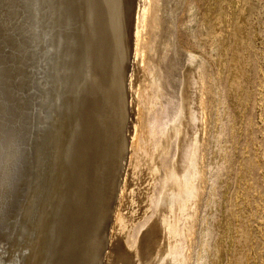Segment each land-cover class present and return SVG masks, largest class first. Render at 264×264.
<instances>
[{"label":"bare ground","instance_id":"bare-ground-1","mask_svg":"<svg viewBox=\"0 0 264 264\" xmlns=\"http://www.w3.org/2000/svg\"><path fill=\"white\" fill-rule=\"evenodd\" d=\"M1 1L2 0H0V2ZM20 1L21 0H19L18 3ZM59 1L61 2V0H58L56 3H58ZM67 1H71V0H67ZM101 1H100L99 6L95 7V9L97 8L96 12H95L96 13V19H98L97 22H99V24L100 23L103 24L102 21H104V17L102 18V11H103V9H104V11L106 10L105 8H103L104 6H103V3H101ZM104 1H106V0H104ZM3 2H4V0H3ZM3 2H2V5L4 4ZM31 2L33 3V1H30V4H31ZM62 2H65V0H63ZM72 2L75 3L76 0L72 1ZM97 2H98V0H97ZM127 2L129 3L130 7L134 8L133 6L130 5L129 0H127ZM127 2L125 3L126 6H127ZM135 2H136V0H135ZM16 3L10 4V8L12 5H13L12 7H16L17 5H20L18 3L16 5ZM38 3H39V0H38ZM42 3L45 4V2H43V1H42ZM73 3H72V6H74ZM78 3H79V1H77V4ZM139 3H140V1H139ZM41 4H39V6ZM77 4H75V5L77 6ZM2 5H0V6H2ZM7 5H9V4H7ZM14 5H16V6H14ZM24 5L26 6V4H24ZM55 5H57V4H55ZM61 5L62 4H59L60 8L64 7ZM96 5H98V4H96ZM68 6H70V4ZM126 6H124V7H126ZM129 6H128L129 9L125 8L127 10L123 11L125 13V17L127 19L126 22L129 26V27H127V28H129L128 35H130V37L128 36L130 38L129 39L130 41L128 43H130L131 39L133 38L132 39L133 43L132 44L130 43V44L133 45L132 47L134 50V55L136 57L138 56L137 59H139L140 61L139 60H137V61L141 62V65L138 66V69H136L137 70L136 72L138 74H137L136 78L134 77L135 80L132 79L134 81L132 83H135V86H134V84H132L133 85L132 87L134 89L131 91V92H133V94H130V95H133L131 97L133 98L135 105L137 107L136 108L133 107L136 109L135 110L136 112H134L136 114V117L133 121L135 124L133 126L134 128L132 130V133H130L133 135L131 136V139L129 140L130 142L127 141V137L125 140V141H127V144L129 143V149L127 151V154H129V159L128 158L127 159H128V165H130V168L128 170H130V171H128V172L129 173L131 172L130 175H137L138 172L140 171V168H141V167L139 168V166L141 164H146L148 171L150 173H152L151 179L154 178V181L150 183L152 185V188H151L149 194H147V201H146L149 209L144 212V215L142 217L138 218L135 221L130 219L131 216H128L126 219H124V216L126 214H124L122 212L123 209L121 208L122 204H120V202H121V200H123V198H125L123 196L125 195L124 190L126 189L125 188V186H126L125 181L126 180L123 178V180H125V181L119 182V179H117V181H118L117 182L115 178H116V175L118 173V170L122 171V169H123V166H122V169L120 167L118 169V166L120 165V163H119L120 155H121L120 150L124 147H125L124 149H126L127 144H125V142H124V144H125L124 145L123 142L121 141L120 137L122 135L119 136L118 129L117 128H114L113 130L111 129L112 135L109 137L110 138L109 140L107 139V141H109V143L107 145L105 143H103V144H105L104 146L109 145V150H108L109 151V158L107 159L104 157L105 159H107V162L105 165L106 168L104 167V164L102 162V160H104V159H102L103 151L101 153V150H103V149L102 148L99 149V146L97 144L96 145L94 143L92 144L89 140L91 138H89L88 134H90L92 132L93 128L91 126L92 130L90 133H88L90 130L88 132H86L87 131L86 130V122L87 121H85L86 119H85V116L83 115L84 113L82 112V109H81V102L80 101L82 99L80 98V95H79L81 90H82L81 86H83V85H81V83L84 80L82 78L83 76L81 77L82 81L80 80L79 74L83 71L85 73V71L87 69L86 70H80L81 72L79 71L80 73L78 72L79 74H77L79 77L75 74H72L71 71L74 70L75 67H79L78 63H80L79 59H81V58H78L77 56H75L76 57L75 60H77V58H78V60H77L78 63L76 61L77 65H76V63H74V65H76V66L74 68L71 66L72 67V70H71V68L69 67L71 64L69 65L68 63L73 61V60L69 59L70 58L69 56L72 53L71 52L72 50L70 51L69 56L66 53L67 47L70 46V43H71V41H69L70 43L68 42L69 37H68V40L61 41V42H67L69 44L67 46H66L67 43L66 44L65 43L64 44L59 43L56 40V42H58L57 44H61L60 48L58 47V45L54 41V38L56 39L59 35H62L59 32L60 31L59 28L63 27L64 30L61 28L63 31L70 30L71 23L67 24V21H66V24H65V22H64V24L66 26L68 25L69 29H68V27L64 28L65 25L62 26V24L59 23V25H61V27H60L57 25L58 24L57 23L56 25L59 27L58 28L59 29V31H58L59 35L57 34L58 35V36L56 35L57 37L54 35L53 41L51 38L52 36L50 34L49 35L51 37L50 36L49 37L51 40H47L48 35H46L45 31L42 30V27L44 28V26H42L41 28L38 26L40 28L41 41H40V39L37 40L35 38L36 36L32 38L31 37V36H33V35H31L32 33L29 35L32 39L30 37H29L30 40H28V41H26L25 39H22L20 36L21 35L20 32H24L25 30H23V31L21 30L19 32V30H20V28H19V30L17 31L19 34L16 31H13V32H16V34H15L16 38H13L15 40L13 42L11 41L12 44H10L9 46L7 45L9 47V49L7 50L8 55L6 54L7 57L3 58L1 56L2 58H0V71L2 74L5 75L4 79H0V264H19L21 261H23L22 264H72V263L73 264L74 263L75 264H90V259H91L90 258V255H91L90 251L92 252L94 250V252H96L95 250H97V252H100L101 248H107L108 250L106 251V253H102V252L100 253L99 264H188V262H189L188 258H189V256H191L189 253V249L191 247L189 246L187 248L188 251L186 253V256H184L185 254H183V257H180L179 253L182 252L183 242L187 241L185 239H188V240L193 239V235H194L193 233H194V228H195V225L193 223L195 220L193 221V218L196 215V212L198 211L197 208L199 207L198 203H199L200 195L202 193V189L204 188L203 185L205 184L204 183L203 167H204V152L206 151V148H207L206 146L208 144L206 134H207V127H208L207 123H208V119H209L208 115H207V111H208L207 107L209 106L207 104V96H208L209 91L212 89H210L209 85L207 84L208 77L206 80L205 75L208 73H206V69H204V66L202 64V60L200 59L201 61H199L198 58H197V60L195 58V61L193 60L194 62L189 60V62H188L189 64H188V66H186L187 70H186L185 74L182 72L185 75L184 82H183L184 93H182L183 95L181 96V99L178 102H175L176 104L172 109V104H174L173 103L174 99H173V96L171 97L172 94H170L167 90L169 88L168 86H169L170 75L168 74V72L166 73L165 70H163L162 64H160L157 60H155L156 58L154 57V55L157 53L158 49H160V46L161 47L163 46V49L165 50L164 54H166V49H168V47L170 46L168 40L165 41L164 44L158 43V41H157L158 40L157 39L158 33H160L159 31H161V29H160V22H161L160 21V12H161L160 0H142L141 5L139 4L140 7L139 6H138L139 8L136 7L137 11L135 13L136 15L135 14L133 15V16H135V18H133V20H132V13L131 12L134 13V11H132V8H130ZM18 7H20V6H18ZM27 7H31V6L27 5ZM65 7H67V5ZM7 8H9V7H7ZM21 8L18 11H20ZM37 8H38V6H37ZM40 8H41V6H40ZM54 8H55V6H54ZM64 8H62V9L64 10ZM69 8H71L72 10L75 8V10H76L77 7L74 6V8H72L70 6ZM108 8H110V7H108ZM15 9H18V8L16 7ZM35 9H36V7H35ZM35 9L33 6L32 11L33 10L35 11ZM42 9H44L43 6H42ZM49 9H50V7H49ZM0 10H1L0 12H3L4 8H2ZM9 10L11 11V9H9ZM36 10L38 11L39 9H36ZM52 10L53 9H51L50 11H52ZM60 10L61 9L57 10L58 13ZM65 10H69V9L67 8ZM89 10L91 11L92 7H91V9L89 8ZM114 10H116V9H114ZM134 10H135V8H134ZM5 11H7V9ZM24 11L21 13H24ZM45 11H47V10H45ZM45 11L43 10V12H41V13L44 14ZM53 11L51 12L52 13L51 17L54 19L53 13H55L56 11L55 12H53ZM69 11H68L69 14L67 13V11L65 12L66 16H70V13H72L71 11L70 12ZM117 11L118 10H116V12L115 11L114 12L117 14ZM114 12H113V14H115ZM123 12H121V13H123ZM26 13L27 12H25V14ZM46 13H49V12H46ZM51 13H49V14H51ZM61 13H62V11H61ZM73 13L77 14V12H73ZM18 14H19V12H18ZM30 14L32 15L33 13L31 12ZM36 14H37V12L34 15H36ZM63 14H64V12H63ZM89 14H91V13H89ZM1 15H2V13H1ZM15 15L16 14L14 13V16ZM57 15L58 14L56 13L55 16H57ZM75 15H71L70 19L74 18L73 20L75 21V18H76ZM27 16L28 15L26 14V17ZM60 16H61V14L59 13V17ZM113 16H115V15H113ZM123 16H124V14H123ZM31 17H33V16H31ZM46 17H45V19L49 20V17L48 18H46ZM59 17H55V19L57 20V19H59ZM62 17H64V16L62 15L60 17L61 21H63L65 18H69V17H65L63 19ZM116 17L117 16H115V18ZM35 18H36V16L33 19L35 20ZM0 19H2V22H4V23L10 22L12 20H16V19H13V17L10 16L9 13H8V15L4 14L3 18L0 17ZM19 19H20V17H19ZM27 19L29 20V18H27ZM118 19H117V24H118V21L121 22V20L120 19L118 20ZM28 20L25 19V21H28ZM30 20H32V19L30 18ZM36 20H37V18H36ZM43 20H44V18H43ZM113 20H114V18H113ZM20 21H21V19H20ZM20 21H18V22H20ZM22 21H23V18H22ZM78 21L79 20H77V22ZM131 21H134V25L131 24L132 26H134V31H133L134 34H132V32L130 31V23H133ZM32 22H33V20H32ZM39 22H41V21H39ZM56 22L57 21H53L52 23H56ZM94 22H96V21H94ZM23 23H26V22H23ZM50 23L47 22V25L49 26ZM10 24H13V23H10ZM15 24H17L16 21H15ZM42 24H43V22H42ZM99 24L96 25L97 31L101 30V29L97 28V26L100 28ZM50 25L52 26L53 24H50ZM125 25H126V23H125ZM4 26H5V24H4ZM54 26H52V30L54 29ZM19 27H20V25H19ZM27 27H29V26H27ZM38 27H37V30L39 29ZM119 27H120V25H119ZM123 27H124V25L120 28L122 30V32L124 29L126 30V28L122 29ZM7 28L9 29L10 27L7 26ZM48 28L45 27L46 30ZM71 28H74V27H71ZM49 29H51V28H49ZM49 29H48V31H49ZM29 30H30V32H32L31 29H29ZM37 30H36V32H38ZM55 30H57V27L55 28ZM62 30H61V32H62ZM71 30H73V29H71ZM76 30H77V28L74 31H76ZM70 31H67V32L70 33ZM78 31H80V30H78ZM2 32H0V33H2ZM26 32L27 31H25V33ZM67 32L66 33L62 32V33H63V35H65V34L67 35ZM80 32H82V31H80ZM80 32H78V33L76 32L77 34L76 33L75 34L76 35L82 34ZM122 32H121V35L122 34L125 35V33H124L125 31L123 33ZM4 33H5V31H4ZM7 33H9V32H7ZM7 33L4 34L5 36L4 35L3 36L6 37L8 35ZM53 33H54V31H53ZM56 33H57V31H56ZM9 34H11V33H9ZM33 34H34V31H33ZM70 34H72V32ZM22 35L24 36L25 34L23 33ZM76 35L74 38H76ZM98 35L99 34H97L96 36H98ZM100 35H101V33H100ZM132 35H133V37H132ZM1 36H2V34H1ZM71 36L72 35H70V39L72 38ZM61 37L59 36V38H58L59 41L62 39ZM80 37H77V39H75V44L77 43L76 41ZM128 37L126 36V38H128ZM0 39H2V38L0 37ZM81 39H83V38H81ZM117 39H119V38H117ZM6 40H8V39H5V41ZM95 40H98V39H95ZM123 40L125 41L124 38H123ZM2 41H4V40H2ZM112 41L114 42V40H112ZM119 41L120 40L115 41V42H119ZM124 41L123 42L121 41V42L124 43ZM127 41H128V39H127ZM73 42H74V40H73ZM83 42H85V41H83ZM109 42H110V40H109ZM78 43L80 44L81 42H78ZM71 44L73 45V43H71ZM110 44H112V42ZM117 44H120V43H117ZM124 44H126V42ZM130 44H129V46H130ZM64 45H65V47H63ZM112 45H115V43ZM112 45H110V46H112ZM120 45L123 46V44H120ZM75 46L78 47V45H75ZM61 47H63L62 48L63 51L60 53V55L63 52H64L63 55H65V53H66V55L64 56V57H66V59H64L63 61H61V58L59 59L60 55L58 54L61 51V50L59 51V49H61ZM70 47H68V51L73 46L71 48ZM82 47H83V45H82ZM79 48L80 47L76 48V50L77 49L79 50ZM131 48H129V49H131ZM126 49L124 48L123 50L126 51ZM2 50H4V49H2ZM78 50H77V53H78ZM118 50L119 51L121 50V48L119 49V46H118ZM94 51H95V49H94ZM125 51H123V52H125ZM99 52H98V55L100 54ZM101 52H102V50H101ZM129 52L126 51L125 53L129 54ZM132 52H131V55H132ZM2 53L4 54L5 52L2 51L1 54ZM75 53H74V55L77 54V53L76 54ZM81 53L83 54V52H81ZM81 53H80V55L82 56ZM105 53H107V52L105 51ZM105 53H103V54H105ZM108 53L115 54L114 49L112 52H108ZM108 53L106 55H109ZM95 54L97 55V53H95ZM120 54L121 53L119 52V55ZM164 54L160 58H164V56H165ZM74 55L71 56V58L73 57V59H74ZM77 55H79V53ZM159 55H160V53H159ZM67 56H68L69 62L67 61ZM85 56L88 57L87 55H85ZM93 56L91 54V57H93ZM115 56L116 55H114V57ZM127 56H125V58ZM82 57H84V56H82ZM123 57H122V60L125 59ZM89 58H90V56H89ZM115 58L118 59V57H115ZM131 59H133V58H131ZM131 59H130V62H132ZM65 60L67 61V63ZM87 60L88 59H86V62H88ZM91 60L92 59H90L89 61H91ZM93 60H94L93 61V64H94V63H96L95 60L97 61V58L95 57V59H93ZM122 60H120V61H122ZM128 60H129V58H128ZM161 60L163 61V59H161ZM107 61L109 62L110 60H107ZM115 61H118V60L115 59ZM120 61H118V62H120ZM108 62H104V63H108ZM133 63L134 62H132V64ZM137 63L138 62H136L134 64L136 65ZM163 63H165V62H163ZM72 64H73V62H72ZM81 64H82V62H81ZM90 64L92 65V68H94L93 64L92 63H90ZM100 64L103 65V63H100ZM110 64H106V65H110ZM84 65L86 66V63ZM91 65H90V67H91ZM112 65H113V63H112ZM120 65H118V67ZM123 65L125 66L126 64H123ZM88 66L89 65H87V67ZM114 66L115 65H113V68L116 67V66L115 67ZM124 66H123V68H124ZM127 66H129V65H127ZM104 67H105V65H104ZM130 67L131 66H129V69H130ZM134 67L137 68L136 66H134ZM75 69H76V71H78L77 68H75ZM78 69H80V67ZM83 69H84V67H83ZM96 69H97V66H96ZM119 69H118V71L113 69V72L114 71L119 72ZM121 69H120V72L123 71ZM91 70L93 72V69H91ZM95 70L93 73L96 72ZM106 70H107V68H106ZM76 71L73 73H76ZM183 71H185V70H183ZM87 72H89V71L87 70ZM87 72H86V75L88 74ZM119 73H118V75L121 74V73L120 74ZM124 74H125V72H124ZM91 75H92V73H91ZM118 75H117V77H119ZM93 77L96 78L97 76L94 75ZM100 77H98V78L100 79ZM109 77H110V75H109ZM109 77H108V80H109ZM84 78L87 79V77H84ZM90 79L93 80L94 78H92V76H90ZM116 80H117V78H116ZM89 81L91 82V80H89ZM89 81L87 80L88 83H90ZM126 83H128V82H126ZM208 83H210V81ZM91 85L93 86V82H91ZM96 85L98 86V84H96ZM110 85L112 86V89L115 92L116 88H118L117 84L114 81H112V84H110ZM118 86H120V85L118 84ZM100 87H101V84L99 86V89H101ZM107 87H108V85H107ZM83 88H85V87H83ZM95 88H96V86L94 87V89ZM103 88H104V86H103ZM129 89H130V87H129ZM126 90H128V89H126ZM173 90H174V88H173ZM97 91H100V90L96 89V92ZM83 92H85V91H83ZM87 92H86V94H87ZM100 92H98V93H100ZM104 92H106V90ZM121 92H122V90H121ZM124 92H125V90H124ZM193 93H195L194 94L195 99H193V100H196V102H197V105H195V106H193L191 101H190L191 94L193 96ZM88 94L85 95L86 98L88 97ZM118 94L121 95V93H119V92H118ZM118 94H117V96H118ZM93 95L94 94H91V96H93ZM123 95H124V93L122 94V96ZM130 95H129V97H130ZM38 97H40V99H38ZM90 97H89L90 102L88 101L89 103H91ZM83 98H85V97L83 96ZM99 98H100V96H99ZM120 98H118V100ZM210 98H211V96H210ZM98 99H97V102L99 101ZM104 99H106V98H104ZM38 100H41V102L45 106L47 105V110H48L49 115L47 114L45 116L44 113L42 115H39V113H41V111H39V108L35 104V102ZM93 100H94V98L92 99V102H93ZM122 101H123V99H122ZM117 102H121V99H120V101H117ZM95 104H96V102H95ZM121 104H122V102H121ZM88 105H91V104H88ZM101 105H103V104H101ZM35 106H36V115H34V107ZM91 106L93 107V105H91ZM96 106H97V104H96ZM98 106H100V105H98ZM118 107H116V109ZM127 108H128V106H127ZM116 109H114V110H116ZM119 109L117 111H119ZM3 111L5 112L4 116L1 115V112H3ZM58 111L60 112L59 115L61 117L59 116L60 118L58 119L57 125L59 126V129H57V131L55 133V137H57V141H56L57 145L61 143V139H62V145H61V148L59 146L56 149V150H58L59 154H58V156H56L55 163L54 164H52L51 162L48 163V165H50L51 168H52L51 165H54L53 169L50 170V173H48V172L46 173V177H47L48 182H49V181H51V178H52L51 172L55 168L54 176H55V180H56V182H55L56 190L52 191V193L49 194V200H48L47 204L45 205V203H44V213H43L44 214V220H43V226L41 229L42 234H41V238L39 241L38 248H37L36 252L34 253L35 259L32 260L33 252L35 250V244H33V242H32V244L30 242L31 246L29 249L26 247H23L21 245H18L17 247H14V249L9 253L8 248H7L9 243L6 241L3 242L2 238L5 235H7L8 233H10L11 227L13 225L12 223H14V225L15 224L20 225L19 216L17 217L16 213L19 210V208H21L20 206H23V204H25V201L29 197L33 183H35V181L39 177V174H40L39 167H40V164L42 162L41 159H42L43 148L48 146V144H47V142L43 136H45L47 134L50 119L53 118L55 116L54 114ZM85 112H86V110H85ZM101 112H103V111H101ZM88 113L91 114L90 117L93 114L90 112H88ZM122 113H124V112L122 111ZM132 113L133 112H131V114ZM131 114H129V115H131ZM116 116H117V114H116ZM63 117L65 118V121H64ZM106 118H108V117H105V119ZM121 118H123V117H121ZM90 119H93V117ZM102 120L103 119H101V121ZM111 120H112V118H111ZM118 120H120V119H118ZM88 121H90V120H88ZM127 122L131 123L130 120ZM66 123H67V125H66ZM94 123L96 124V122H94ZM130 123L127 125H130ZM88 126H90V125H88ZM96 126H97V124H96ZM96 126H95V128H96ZM97 128L99 130V127H97ZM104 130H105V128H104ZM119 131H120V129H119ZM95 132H97V131H95ZM106 132H108V130L105 131V134H106ZM92 134L94 135L93 132H92ZM102 135H103L102 138H105L104 134H102ZM95 137L97 138V136H95ZM98 137H99V134H98ZM100 137H101V134H100ZM100 137H99V139H101ZM91 140H93V139H91ZM102 140H106V139H102ZM95 141H96V139H95ZM98 142H99V140L97 139L96 143H98ZM104 152H106V151L104 150ZM33 153H34V155H33ZM51 155H50V158H52ZM121 165H123V164H121ZM101 167L104 168V171L106 170V173H105L106 176L104 175V178L101 177V178H103L102 179L103 180V186H102V180H101V187H102V189L104 188L105 192L103 193V190L100 189L101 190L100 194H103V197H101L102 195L99 194V197H101L102 200H100V198H98L100 201H102L103 204H100L101 206L99 205V207H97V212L95 211L96 210L95 209L93 214L95 212L96 213L102 212L103 211L102 207H104L105 210H107V207H106L107 196H108L109 192L111 191L112 206H109L110 210L108 209V211L110 212V218H109L108 222L111 221V224H109L110 228H113L114 231H115V229H117L118 231L116 230L117 232L113 231L112 233L109 232V234L106 235L104 242L101 245L100 244H99V246H98V244H96V246L94 245L92 250H90L88 248V250H90V251L88 252V256H86L85 253L82 251L83 249L86 248V246H85V248H83L82 246H84V245H81V244H79L80 245L79 248L77 249L76 253H74V251H73V250H75L74 249L75 245H73L74 240L78 241L77 239H74V238L77 237V236H75L76 233L79 232L78 234H80L82 231H84V230H81L82 229L81 225L86 223L88 216H90L92 214V212L90 213V215L86 214V216H84V218H83V220L84 219H86V220L84 223L81 224L80 219H82L81 216L84 214V213H82L83 211L81 208L83 205V198H85V195L88 194V193H86L87 190L85 188H86V186H88L90 184H92L95 188L96 182H98L97 180H98L99 171L101 172ZM146 167H144V168H146ZM141 169L143 170V168H141ZM145 174H146V172H145ZM86 175L89 176L88 178L91 181V183L89 182L90 184H88V185L86 184V178H87ZM119 178H120V176H119ZM111 179L113 180V182ZM150 181H152V180H150ZM119 183H122V184H119ZM90 192H92V191H90ZM94 192H95V190H94ZM130 193H132V192H130ZM94 197H95V195H94ZM96 197H98V195ZM88 198H89V201H90V199H92L91 197H88ZM126 198H129V197L126 196ZM130 198H131V196H130ZM135 198H137V197H135ZM84 200H86V198ZM96 200H97V198H96ZM124 200H126V199H124ZM97 201H96V203H97ZM92 202H94V201H92ZM84 204H86V203L84 202ZM83 206H85V205H83ZM86 206H88V205H86ZM93 206L94 205H92V207ZM96 206H98V203ZM96 206H94V207H96ZM88 207H86V208L88 209ZM124 208H127V207L125 206ZM88 210H90V209H88ZM88 210L85 213H89ZM92 210H93V208H92ZM152 214H155V216L153 215L154 218L150 220V218L152 217L151 216ZM189 214H191V216H189ZM95 215H97V214H95ZM101 215H103V212ZM101 215H100V218L103 217V216L101 217ZM91 216H93V215H91ZM85 217H87V218H85ZM195 217H197V216H195ZM92 218H94V217H92ZM95 218H96V216H95ZM98 218H99V215H98ZM184 219H185V221L187 220V222H186V223H188L187 225L182 224V220H184ZM190 219H192V220H190ZM88 220H90V219H88ZM128 220H130V221L127 222ZM93 221L95 222V219ZM88 222L90 223V221H88ZM89 223H88V225H89ZM93 223H92V226H93ZM97 223L98 222H96L94 224H97ZM97 225H94V226H97ZM89 226H91V224ZM185 226H187V228H185ZM85 228H87V227H85ZM90 229H91V227H90ZM102 231H103V229H102ZM20 232L21 233L24 232V226L21 228ZM185 232H186V234H185ZM84 233L87 234L86 232H84ZM97 233H98V231H97ZM85 234H84V238H83L84 240L83 241H85V239H86ZM89 234H91V233H89ZM89 234H88V236H89ZM96 235H98V234H96ZM17 238L19 239L20 236L18 235ZM87 244L88 243H85V245H87ZM26 251L30 252V256L23 260L22 256H23V253H25ZM87 251H86V253H87ZM7 253H9L8 256H7ZM95 255H96V253H95ZM92 257H93V255H92ZM175 261H177V262H175ZM96 263H98V262H96Z\"/></svg>","mask_w":264,"mask_h":264},{"label":"rangeland","instance_id":"rangeland-1","mask_svg":"<svg viewBox=\"0 0 264 264\" xmlns=\"http://www.w3.org/2000/svg\"><path fill=\"white\" fill-rule=\"evenodd\" d=\"M5 1L6 0H4V2H3V0H2L0 2V5H2V2L4 3L2 5L3 7L0 6V9L4 8L3 12H0V17L3 18L4 14L8 15V13H9L10 16L13 17V19H16L17 17L18 18L16 20H12V21L7 22V23L2 22V19H0V21H1L0 23L2 24V25L0 24V30H1L0 32L3 31L2 33H0V37L2 38V39H0V58H2V57L6 58L7 57L6 54L8 55V53H7L8 52L7 50L9 49L8 46L10 44H12V42L15 40L13 38H16L15 34L19 30V28H20L19 32L21 30L27 31L26 33H25V31L20 32L21 38L25 39L26 41L30 40L31 37L33 38L35 36H36L35 38L37 40L40 39V41H41L40 28L42 26H44V28L42 27V30L45 31L46 35H48L47 40H51L50 37L52 36L51 38L53 41L54 35L56 36L60 32L62 35H59V34L58 35L60 37L62 36L61 37L62 39L60 38L61 40L59 41L58 40L59 36L57 35L58 37L56 36L57 38L56 39L54 38L55 42L57 40L59 43H63V44L65 43L66 44L67 42H61V41H64V40L66 41V40H68V37H69L68 42L71 41V43H73V45H72L69 42L70 46L71 47L73 46V47L71 48L70 46H68L71 49L68 51V47H67V50H66V53L68 56L70 54V51L72 50L71 51L72 55L70 54L69 59L73 60V61L69 62L68 56H67V61L69 62L68 63L69 65L71 64L69 67L72 70V67L74 68L77 65L78 58H81V59H79L80 63H78L80 69H78L79 67H75V68H77L78 71H76V69L74 68L76 73H73L75 71L72 70L71 71L72 74L77 75L81 72L80 70H86L87 69L89 71V72H87V70H86L85 73L83 71L79 74L80 80L82 81V79H81L82 76H83L82 78L84 79L81 83V85H83V86H81L82 90L79 94L80 98L82 99L80 101L81 102V109H82V112L84 113L83 115L85 116V119H86L85 121H87L86 122V130H87L86 132H88L90 130L88 132V133H90L92 128H93L92 132L94 133V135L92 134V132L90 134L87 133L89 135V138L93 139V140L89 139L90 142L92 144L94 143L95 145L97 144L99 146V149H101V148L103 149V150H101V153L103 151L102 159H104V160H102V162H103L104 167H105L107 159L109 158V151H108L109 145L108 146H104V145L105 144L107 145L109 143V141H107V139L108 140L110 139L109 137L112 135L111 131L114 128H117L119 136L122 135L120 137L121 141L123 142V144H124V142H125V144H127V141L130 142L129 140L131 139V136L133 135L130 133H132V130L134 128L133 126L135 124L133 121L136 117V114L134 112H136L135 108L137 106L135 105V102H134L133 98L131 97L133 95H130V94H133V92H131L134 89L132 87L133 86L132 84H134V86H135V83H132V82H134L132 79L135 80V78L138 74L136 72L137 71L136 69H138V66L141 65V62H139L140 60L137 59L138 56L136 57L134 55V50L132 47L133 45H131L133 43V41H132L133 38L131 39V42H130L131 44L128 43L130 41L129 40L130 35H128L129 28H127V27H129V26L126 22L127 19L125 17V13L123 11H126L127 9H129L128 8L129 3L127 2V0H108V1L106 0L108 3L104 0H102V1L100 0L101 3H103V6H104L103 8H105L106 10L104 11V9H103L104 12L102 11V18L104 17V21H102L103 24H101V23L99 24V22H97L98 19H96V13H95L96 9H97V8L95 9V7H98L100 4L99 0H98V2H97V0H95V1L94 0L93 1L92 0H76L75 3L72 2L75 0H71V1L65 0V2H62L63 0H61L62 3L59 1L58 3L62 4L61 6L65 7L67 5V7H65V8L59 7V4L56 3L58 0H55V1L54 0L53 1L52 0H39V3H38V0H30V1H33V3L31 2V4H30L29 0H26V1L24 0L25 2L23 0H21L22 2L20 1L19 3H18L19 0H12V1L7 0L8 2L7 1L5 2ZM42 1L45 2V4L42 3ZM77 1H79L78 4H77ZM129 1H130V5L135 8V10H134V8L129 6L130 8H132V11H134V13L131 12L132 13V20H133V18H135V16H133V15L136 13L137 8L140 7L139 4L141 5L142 0H136V2H135V0H129ZM139 1H140V3H139ZM12 2L14 4L16 2L18 4H20V5H17V3H16L17 6L14 5L18 9H15L16 7H12L13 5L10 8V4H13ZM126 2H127V6L125 5ZM72 3L74 4L75 7H77L76 10H75L74 6H72ZM160 3H161V12H160V21H161L160 22V29H161V31H159L160 33H158V37H157L158 40L157 41H158V43L164 44V42L168 40L170 46L168 47V49H166V54H164L165 50L163 49V46L162 47L160 46V49H158L157 53L154 55V57L156 59L155 58L154 59L157 60L160 64H162L163 70H165L166 73L168 72V74L170 75L169 86H168L169 88L167 90L170 94H172L171 97L173 96V99H174V101H173L174 104H172V109L176 104L175 102H178L181 99V96L183 95L182 93H184V91H183V82H184V77H185L184 74L187 70L186 66H188L189 60L192 62L195 61V58H196V60L198 58L199 61L202 60V64L204 66V69H206V73H208L205 75L206 80L208 77L207 84L209 85L210 89H212L209 91L208 96H207V104L209 106L207 107L208 111L207 110L206 111H207V115H208L209 119H208V123H207L208 127H207V134H206L208 144L206 146L207 147L206 151L204 152V167H203L204 183L205 184L203 185L204 188L202 189V193L200 195L201 200L199 199V203H198L199 207L197 208L198 211L196 212V215H195L197 217L194 216L195 219L193 218V221L195 220L193 222L195 225L194 233H193L194 234L193 235L194 240L193 239H191V240L185 239L187 241L183 242L182 252L179 253V256L183 257V254H185L184 256H186V253L188 251L187 248L190 246L191 248L189 249V253L191 256H189V258H188L189 259L188 264H199V263L200 264H264V0H160ZM7 4H9V5H7ZM24 4H26V6ZM39 4H41L40 5L41 8H40ZM55 4H57V5H55ZM69 4L72 8H74L73 10L71 8H69L70 7V6H68ZM75 4H77V6ZM96 4H98V5H96ZM27 5L31 6V7H27ZM32 5L34 6V9L36 7V9L40 10V11L39 10L37 11L36 9H35V11L33 10L35 13L37 12L38 15L37 14L34 15L35 13L32 11V9H33ZM18 6H20V7H18ZM37 6H38V8H37ZM42 6L44 7V9H42ZM54 6H55V8H54ZM124 6H126V7H124ZM7 7H9V8H7ZM49 7H50V9H49ZM91 7H92V10L90 11L89 8L91 9ZM108 7H110V8H108ZM20 8H21V10L18 11ZM62 8H64V10ZM67 8L69 10L71 9L70 11L72 13H70V16L65 15L66 14L65 12L67 11V13H68V11H69V10H65ZM125 8H127V9H125ZM6 9H7V11H5ZM9 9H11V11ZM51 9L54 10V11L52 10L53 12L56 11L55 13H53L54 19H55V17H59V13L61 14V16L62 15L64 16V17H62L63 19L65 17H69V18H65L66 20L62 19L63 21H61V18H60L61 16H60L59 17L60 20L59 19L54 20L51 17L52 16V13H51L52 11H50ZM56 9L57 10L61 9V10L58 13V11ZM107 9L108 10L110 9L109 10L110 12ZM114 9L118 10L117 14L115 13L116 10H114ZM43 10L44 11L47 10V11H45V13L49 12L51 14L41 13V12H43ZM23 11H24V13H21ZM28 11L30 13L32 12L33 14L31 15ZM61 11H62V13H61ZM13 12L16 14L15 16H14ZM18 12H19V14H18ZM25 12H27L26 13L28 15L27 17H26ZM63 12H64V14H63ZM73 12H77V14L75 13L76 14L75 15ZM113 12L115 14H113ZM121 12H123V13H121ZM1 13H2V15H1ZM56 13L58 14L57 16H55ZM89 13H91V14H89ZM106 14L107 15L109 14V15L107 16ZM123 14H124V16H123ZM71 15H75V17H76L75 21L73 20L74 18L70 19ZM113 15H115L117 17L115 18V16H113ZM31 16H33V17H31ZM35 16H36L38 21L36 20V18H35V20L33 19ZM19 17H20L21 21L23 18L22 22L20 21ZM45 17L46 18L49 17V20L48 19L46 20ZM27 18H29V20L31 18L33 20V22H32V20L29 21ZM43 18H44V20H43ZM113 18H114V20H113ZM118 18L121 20V22L118 21V24H117ZM25 19L28 20L29 22L25 21ZM17 20L20 22H18ZM77 20H79L80 22L79 21L77 22ZM93 20L96 22H94ZM15 21L18 25L15 24ZM39 21H41V22H39ZM53 21H57V22L52 23ZM66 21H67V24L71 23V26L69 25L70 30L71 29H73V30H71V31L67 30V31H70V33L72 32V34L68 33L67 31H63L64 30L63 27H61V25H59V23L62 24V26L65 25ZM23 22H26L27 24L23 23ZM42 22H43V24H42ZM47 22L50 24H53L52 26L55 25L53 30H52V26L50 24H49V26L47 25ZM64 22H65V24H64ZM131 22H133V23H130V31L132 32V34H134L133 33L134 26L131 25V24L134 25V21H131ZM10 23H13V24H10ZM121 23L124 25V27L122 29L126 28V30L125 29L123 30V32L125 31L124 32L125 35L124 34L121 35L122 30L120 28L123 26ZM125 23H126V25H125ZM4 24H5V26H4ZM56 24L58 26H60L63 30L61 28H59ZM98 24H99L100 28L98 26H97V28L101 29L100 31L98 30L99 32L96 29V25H98ZM6 25L10 28L8 29ZM19 25H20V27H19ZM119 25H120V27H119ZM27 26H29V27H27ZM36 26L37 27L39 26L40 28L38 27L39 29L37 30ZM47 26L51 29H49ZM45 27L48 28L49 31H48V29L46 30ZM56 27H57V30H55ZM65 27L67 28L68 25L67 26L65 25L64 28ZM71 27H74V28H71ZM34 28L38 32H36V30ZM58 28L60 29V31ZM76 28H77V30L74 31ZM29 29H31L32 32H30ZM68 29H69V27H68ZM61 30L64 33L67 32V35L66 34L63 35ZM78 30H80L82 32H80ZM4 31H5V33L9 32L12 35L7 33L8 35L6 37H4L5 36ZM13 31H16V32H13ZM33 31H34V34H33ZM53 31L55 34L53 33ZM56 31H57V33H56ZM76 32L77 33L80 32L82 34L76 35L77 34ZM23 33L26 36L25 35L23 36L22 35ZM100 33H101V35H100ZM1 34H2V36H1ZM30 34L33 36L30 37L29 36ZM69 34L72 35L71 39H70ZM97 34H99V35L96 36ZM75 35H76V38H74ZM126 36L127 37L129 36V37L126 38ZM77 37H80V38L76 41L77 43L75 44V39H77ZM132 37H133V35H132ZM81 38H83V39H81ZM117 38H119V39H117ZM123 38L125 39V41L123 40ZM5 39H8V40L5 41ZM72 39L74 40V42ZM95 39H98V40H95ZM127 39H128V41H127ZM2 40H4V41H2ZM109 40H110V42H109ZM112 40H114V42ZM118 40H120V41L115 42ZM83 41H85V42H83ZM121 41L122 42L124 41V43L126 42V44L122 43ZM58 42H56V44ZM78 42H81V43L83 42V43L79 44ZM111 42H112V44L115 43V45L110 44ZM117 43L123 44V46H121L120 44H117ZM129 44L132 48L129 46ZM57 45L60 48L61 44H57ZM67 45H69V44L67 43L66 46ZM75 45H78V47H80L79 50L77 49L78 53L80 55V53L83 52V54L82 53L81 54L84 57H82L81 55L80 56L77 55L78 53H77L76 48H78V47ZM82 45H83V47H82ZM110 45H112V46H110ZM118 46H119V49L121 48L120 51L118 50ZM63 47H65V45ZM63 47H61V49H59V51L61 50L58 53L59 55L63 51L62 50ZM123 47L125 49L127 48L126 49L127 52L130 51L129 54L125 53L126 51L123 50L124 49ZM129 48H131L132 50ZM2 49H4V50H2ZM94 49H95V51H94ZM113 49H114L115 54L108 53V52H112ZM101 50H102V52H101ZM2 51H4L5 53L1 54ZM105 51L109 55H106L107 53H105ZM118 51L121 53L120 54L121 56L119 55ZM123 51H125V52H123ZM98 52L100 53L99 55H98ZM131 52H132V55H131ZM66 53H65V55H66ZM74 53L76 55H74ZM95 53H97V55ZM103 53H105V54H103ZM159 53H160V55H159ZM63 54H64V52L61 54L63 57L61 55L59 57V59L61 58V61L66 59V57H64L65 55H63ZM91 54H92V56L93 55L94 56L91 57ZM163 54L165 55L164 58H160V57H162ZM73 55H74V59H73V57L71 58V56H73ZM85 55H87L88 57H86ZM114 55H116L115 57H118V59L115 58ZM75 56L78 57L77 60H75L76 59ZM89 56H90V58H89ZM125 56H127L129 58V60L127 57L125 58ZM95 57L97 58V61L95 60L96 63L98 62L97 64L96 63L93 64V61H94L93 59H95ZM122 57L125 58V59H123L124 61L122 60ZM131 58H133V59H131ZM86 59H88L87 61L89 63L86 62ZM90 59H92V60L89 61ZM115 59L118 61H120V60H122V61L118 62V61H115ZM130 59L132 62H134V63L138 62V63L136 65L134 63L132 64V62H130ZM161 59H163V61ZM107 60H110V61L108 62ZM137 60H139V61H137ZM67 61H66V63H67ZM76 61H77V63H76ZM72 62H73V64H72ZM81 62H82V64H81ZM104 62H108V63H104ZM163 62H165V63H163ZM74 63H76V65H74ZM85 63H86V66L84 65ZM90 63L93 64L94 68H92V65ZM100 63H103V65H101ZM112 63L115 66L117 64L118 65L121 64V65L119 67H118V65L116 67L114 66L115 68H113ZM122 63L126 64V65L124 66ZM106 64H110V65H106ZM87 65H89V66L87 67ZM90 65H91V67H90ZM104 65H105V67H104ZM127 65L131 66L130 69H129V66H127ZM133 65L136 66L137 68H135ZM96 66H97V69H96ZM123 66H124V68H123ZM83 67H84V69H83ZM106 68L108 71L106 70ZM117 68L118 69L122 68L121 70H123V71H121V72L119 69V72L121 74L119 72H117L118 71ZM91 69H93V72L96 69L95 70L96 72L93 73ZM113 69H115L117 71L113 72ZM183 70H185V71H183ZM86 72L88 73L87 75H86ZM124 72H125V74H124ZM91 73H92V75H91ZM118 73L120 75H118ZM94 75L97 77L96 78L93 77ZM109 75H110V77H109ZM117 75L119 77H117ZM90 76H92V78H94V79L93 80L90 79ZM4 77H5V75L2 74L0 71V79H4ZM84 77H87V79ZM98 77H100V79ZM108 77H109V80H108ZM116 78H117V80H116ZM126 78L128 80L129 79L130 80L128 81ZM87 80L88 81L91 80V82H93V86L94 87L96 86V88L94 89V87L91 85V82L89 81L90 83H88ZM112 81H114L118 87V88H116L115 92L112 89V86L110 85V84H112ZM209 81H210V83H208ZM126 82H128L129 84ZM96 84H98V86ZM100 84H101V87H100L101 89H99ZM118 84L121 87L118 86ZM107 85H108V87H107ZM103 86H104V88H103ZM83 87H85L86 89ZM129 87L131 90L129 89ZM173 88H174V90H173ZM96 89L100 90L101 92L100 91L96 92ZM126 89H128V90H126ZM103 90L104 91L106 90V92H104ZM121 90H122V92H121ZM124 90H125V92H124ZM83 91H85V92H83ZM86 92H87V94L90 92L89 93L90 95L88 94L87 98L85 96V95H87ZM98 92H100V93H98ZM118 92L121 93V95L118 94ZM123 93H124V95L122 96ZM91 94H94V95L91 96ZM117 94L119 97L117 96ZM128 94L130 95V97ZM194 94L195 93H193V96L191 94V99L189 98L193 106L197 105L196 100H193V99H195ZM83 96L85 98H83ZM99 96H100V98H99ZM210 96H211V98H210ZM89 97L91 99V103H89L90 102ZM92 97L94 98L93 102H92V99H93ZM104 98H106V99H104ZM118 98L121 99L122 104H121V102H117V101H120V99L118 100ZM97 99L99 100L98 102H97ZM122 99L124 102L122 101ZM95 102H96L97 106H96ZM88 104L93 105V107L91 105H88ZM101 104H103V105H101ZM98 105H100V106H98ZM127 106H128V108H127ZM116 107H118V108L116 109ZM133 107H135V108H133ZM114 109H116V110H114ZM118 109H119V111H117ZM128 109L129 110L131 109V110L129 111ZM85 110H86V112H85ZM101 111H103V112H101ZM122 111L124 113H122ZM88 112L93 113L91 117H90L91 114H89ZM131 112H133V113L131 114ZM116 114H117V116H116ZM129 114H131L132 116ZM1 115L4 116L5 112L4 111L1 112ZM92 117H93V119H90ZM105 117H108V118L105 119ZM121 117H123V118H121ZM111 118H112V120H111ZM101 119H103V120L101 121ZM118 119H120V120H118ZM88 120H90V121H88ZM129 120L131 121V123L127 122ZM94 122H96L97 126ZM129 123H130V125H127ZM88 125H90V126H88ZM91 126H92V128H91ZM95 126H96V128H95ZM97 127H99V130ZM104 128H105V130H104ZM119 129H120V131H119ZM94 130L97 132H95ZM107 130H108V132H106V134H105V131H107ZM98 134H99V137L101 134V137H100L101 139H99ZM102 134H104L105 138H102L103 137ZM95 136H97V138ZM126 137H127V141H125ZM95 139H96V141H95ZM97 139L99 140L100 143L99 142L96 143ZM102 139H106V140H102ZM103 143H105V144H103ZM124 148H122L120 150L121 151L120 152V154H121L120 160H119L120 165L118 166V169H119V167L122 169V166H123V169H122V171L120 170L121 172L118 170V173H117L115 179H116V181H117V179H119V182H122V181L124 182L126 180L125 181L126 182V186H125L126 189L124 188L125 189L124 190L125 195L123 196L125 198H123V200H121L120 204H122L121 205V208L123 209L122 212L124 214H126L124 216V219H126L128 216H131L130 219L135 221L138 218L142 217L144 215V212L149 209L147 202H146L147 201V194H149V192L152 188V185L150 183L154 181V178L151 179L152 173H150L148 171L146 164H141L139 166V168L141 167V168H143V170L140 168L141 172L139 171L137 175H130L131 172L130 173L128 172V171H130V170H128L130 168V165H128L129 154H127V151L129 149V143L126 145V149H124ZM104 150L106 152H104ZM104 157L107 159H105ZM121 164H123V165H121ZM144 167H146V168H144ZM101 172L99 171L98 180H97L98 182H96L95 188L92 184H90L91 181L88 178L89 176L86 175L88 178V179L86 178V184L87 185L90 184V185L86 186L85 189L87 190L86 193H88L89 195L88 194H87L88 196L85 195L86 200H84L85 198H83V205H85V206L82 205L81 208H82L83 212L82 211L81 212L84 213L85 215L83 214L81 216L82 217V219H80L81 224L85 222L86 219L83 220V218H84V216H86V214L90 215V213L92 212L91 215H93V216L90 215L91 216L90 217L87 215L88 218L85 217V218H87V220H86L87 222L81 225V227H82L81 230H84V231H82L83 233L81 232L82 234L81 233L78 234L79 232L76 233V235L74 234L75 236H77L74 239L78 240V241L74 240V244H73V245H75L74 246L75 250H73L74 253H76L77 249L80 246L79 244H81V245H84V246H82L83 248H85V246H86V248L83 249L82 251L85 253L86 256H88V252L90 250H92L94 245L95 246H96V244H98V246H99V244L101 245L104 242L106 235L109 234V232L112 233L114 231L113 228L109 227L110 226L109 224H111V221L108 222L109 218H110V212L108 211V209L110 210L109 206H112L111 191L109 192V194L107 196V201H106L107 202V204H106L107 210H105V208L102 207L103 215H101L102 212L96 213L97 207H99L100 204H103L102 201H100V200H102L101 197H103V194H100V191H101L100 189H102L101 180L104 178L106 170L104 171V168L101 167ZM145 172H146V174H145ZM119 176H120V178H119ZM101 177H103V178H101ZM123 178L125 180H123ZM113 180H112V182H113ZM150 180H152V181H150ZM119 184H122V183H119ZM102 186H103V180H102ZM94 190H95V192H94ZM102 190L104 193L105 192L104 188ZM90 191H92V192H90ZM130 192H132L133 194ZM99 194L102 196L99 197ZM94 195H95V197H94ZM97 195H98V197H96ZM126 196L129 198H126ZM130 196L132 199L130 198ZM88 197H91L92 199H90V201H89ZM135 197H137V198H135ZM96 198L99 202L96 200ZM98 198H100V200ZM124 199H126V200H124ZM92 201H94V202H92ZM96 201L98 203V206H96L97 205ZM84 202L86 204H84ZM86 205H88L89 207ZM92 205H94L96 207H94V206L92 207ZM125 206L127 208H124ZM86 207H88V209H90L91 211L88 210ZM92 208H93V210H92ZM87 210L89 213H85ZM94 210L96 212L93 214ZM95 214H97V215H95ZM98 215H99V218H98ZM100 215H101V217L103 216L102 217L103 219L100 218ZM153 215L155 216V214H152L151 215L152 217L150 218V220L154 218ZM95 216H96V218H95ZM189 216H191V214H189ZM92 217H94V218H92ZM88 219H90V220H88ZM92 219L93 220L95 219V222ZM98 220L99 221L101 220L102 222L103 221L104 222L102 223L101 221L99 222ZM190 220H192V219H190ZM88 221H90V223ZM129 221L130 220H128L127 222H129ZM91 222L92 223L98 222L97 223L98 225L93 223V226H92ZM186 222H187V220L186 221H185V219L182 220V224L187 225L188 223H186ZM88 223H89V225L91 224V226H89ZM94 225H97V226H94ZM85 227H87V228L89 227V228L87 229ZM90 227L92 230L90 229ZM185 228H187V226H185ZM102 229H103V231H102ZM96 230L98 231V233ZM116 230L117 229H115L114 232L118 231V230L117 231ZM84 232H86L87 234H85ZM94 232L98 235H96ZM89 233H91V234H89ZM84 234L86 235L85 241H83L84 240L83 239ZM88 234H89V236H88ZM185 234H186V232H185ZM84 242L88 243L87 244L88 246L85 245ZM88 248L90 250H88ZM107 250H108L107 248H101V251L99 250L100 252H97V250H95L96 252H94V250L92 252L90 251V254H91L90 258L92 259V260L90 259V264H99L100 253L101 252L106 253ZM86 251H87V253H86ZM95 253H96V255H95ZM92 255H93V257H92ZM96 262H98V263H96ZM175 262H177V261H175Z\"/></svg>","mask_w":264,"mask_h":264},{"label":"water","instance_id":"water-1","mask_svg":"<svg viewBox=\"0 0 264 264\" xmlns=\"http://www.w3.org/2000/svg\"><path fill=\"white\" fill-rule=\"evenodd\" d=\"M40 99V97H38ZM36 106L39 108V115L46 116L48 113L47 105L45 106L41 100H38L35 102ZM36 106L34 107V115H36ZM51 109V108H50ZM43 111V112H42ZM60 112H56L53 118L50 119L49 122V128L47 130V134L44 137L46 140L48 146L43 148L42 152V162L40 164L39 170L40 174L38 179L33 183V186L31 188L30 194L28 199L25 201V204L23 206H20L19 210L16 213V216H19V222L20 225H17L12 223L11 231L7 235H5L2 240L3 242H8V251L9 253L14 249V247H17L18 245H21L26 248H30L32 242L35 244V250L33 252V258L35 259V252L38 248L39 241L41 238V232H42V226H43V220H44V203L47 204L49 200V194L52 193V191L56 190V180L54 176L55 168L51 172V181L48 182V179L46 177V173H50V170L53 169L54 165H48L49 162L52 164L55 163L56 156H58L59 152L57 147L62 145V139L60 144H56L57 137H55V133L57 129H59V126L57 125L58 119L61 117ZM60 116V117H59ZM64 118V117H63ZM65 121V118H64ZM65 123V122H64ZM63 123V124H64ZM67 125V123H66ZM65 125V126H66ZM56 150V151H55ZM60 151V150H59ZM57 152V153H56ZM52 154V155H51ZM34 155V153H33ZM50 155L52 158H50ZM50 159V160H49ZM24 226V232H20L21 228ZM18 235L20 238L18 239ZM31 242V244H30ZM7 253V256L8 254ZM30 256V252L26 251L23 253L22 259L28 258ZM23 261H21L19 264H22Z\"/></svg>","mask_w":264,"mask_h":264}]
</instances>
